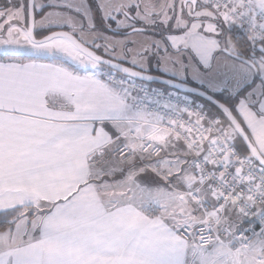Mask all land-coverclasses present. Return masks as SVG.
<instances>
[{"label":"snow or ice","instance_id":"obj_1","mask_svg":"<svg viewBox=\"0 0 264 264\" xmlns=\"http://www.w3.org/2000/svg\"><path fill=\"white\" fill-rule=\"evenodd\" d=\"M0 264H264V0H2Z\"/></svg>","mask_w":264,"mask_h":264},{"label":"rangeland","instance_id":"obj_2","mask_svg":"<svg viewBox=\"0 0 264 264\" xmlns=\"http://www.w3.org/2000/svg\"><path fill=\"white\" fill-rule=\"evenodd\" d=\"M0 2H2V0H0Z\"/></svg>","mask_w":264,"mask_h":264}]
</instances>
